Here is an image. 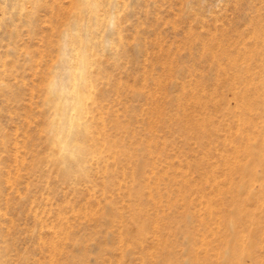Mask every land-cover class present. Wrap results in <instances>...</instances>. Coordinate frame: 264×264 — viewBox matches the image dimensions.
Wrapping results in <instances>:
<instances>
[{
	"label": "rangeland",
	"instance_id": "374dc122",
	"mask_svg": "<svg viewBox=\"0 0 264 264\" xmlns=\"http://www.w3.org/2000/svg\"><path fill=\"white\" fill-rule=\"evenodd\" d=\"M86 1L0 0V264H264V0Z\"/></svg>",
	"mask_w": 264,
	"mask_h": 264
},
{
	"label": "bare ground",
	"instance_id": "6f19581e",
	"mask_svg": "<svg viewBox=\"0 0 264 264\" xmlns=\"http://www.w3.org/2000/svg\"><path fill=\"white\" fill-rule=\"evenodd\" d=\"M83 1L87 2L86 0H83ZM76 57H77V60H76L77 61V65H80V67L85 68V62L83 61L82 57L79 54L76 55ZM88 87L89 86L86 84V81H85V78L83 76L82 70L78 71V73H75V75L73 77V84H72L71 93H70V95H72L71 99L74 100L73 103H75L74 105H76L75 108H74L75 111L71 113L72 115H71V118L69 120H67L68 117L66 116L67 117L66 120L69 121L70 124L72 123L73 127L75 125H78L77 122L79 124H81L82 122L80 123L79 121L83 120V118L87 117V115L86 116L84 115L85 113L83 112V105H84V101H85L86 95H89V93H90V89ZM50 90H52L53 92L55 91V87L52 84H50ZM62 96L63 95L61 94V97ZM57 110L58 109H56V111ZM61 121L62 120H60V122ZM69 122H67V123H69ZM52 128H55L54 130L57 129V130H59V132H62V133L64 131L63 125L57 123L55 120L52 121ZM82 132H83V129H82ZM82 132H80V133H82ZM61 138H60V135H59V138L56 139V142L59 143V144H64V145H62L63 146V148H62L63 149V153L61 154V157H63L62 161H63V163H65V162L67 163V161L73 162L75 160V158H76L75 155L78 154L80 156V154L77 153V151L75 153V150L78 149V148H76L77 145H72L74 143H72L71 141L68 142L67 139L66 140L63 139L64 140L63 141V140H61ZM80 158H85V157H79V159ZM76 159L79 160L78 158H76ZM75 162H77V161H75Z\"/></svg>",
	"mask_w": 264,
	"mask_h": 264
}]
</instances>
